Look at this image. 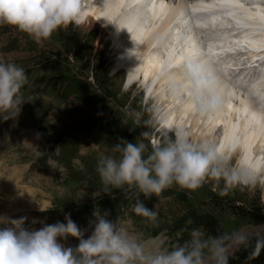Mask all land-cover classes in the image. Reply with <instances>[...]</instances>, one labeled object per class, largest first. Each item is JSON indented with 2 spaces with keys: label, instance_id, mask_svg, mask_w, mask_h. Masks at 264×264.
<instances>
[{
  "label": "rangeland",
  "instance_id": "374dc122",
  "mask_svg": "<svg viewBox=\"0 0 264 264\" xmlns=\"http://www.w3.org/2000/svg\"><path fill=\"white\" fill-rule=\"evenodd\" d=\"M165 1L177 4L176 0ZM97 37V30L87 26H69L67 31H57L38 45L7 26H0V62L14 61L27 74V84L21 90L26 101L19 117L0 120V216L9 220L13 214L19 219L27 217L24 227L30 231L45 224L67 223L66 216H70L79 229L83 226L87 230L89 224L95 225L94 212L98 210L137 242L159 239V244L152 247L155 252L183 244L195 229L206 236L242 235L247 243L264 239L260 171L252 178H257V184H239L226 196L218 195L219 188L213 191L209 182L194 192L173 186L158 198L144 200L145 206L157 213L155 224L145 222L132 211L134 198L128 199L120 191L114 192L115 198L102 193L95 171L101 153L111 154L112 147L121 140L135 143L140 138L151 144L162 142L163 136L156 133L140 137L141 133L152 131L145 124L147 120L161 121L159 103L148 96L141 82L128 84L126 71L114 73L120 54L112 42L96 48ZM77 81L87 85L81 91L73 90L71 86ZM84 96H96L100 102L80 100ZM165 96L170 97L168 88ZM109 126L113 130L107 135L104 131ZM99 131L101 136H95ZM29 132L33 136L28 140ZM230 154L226 159L232 157ZM229 168L239 169L236 159ZM13 173L19 174L15 181L9 178ZM17 185L23 193L19 199L33 198L37 206L45 205L42 207L48 210L42 212L27 201L23 202L26 208L18 211L9 207L13 203L6 202L4 195ZM207 218L216 221V232L204 226ZM86 235L83 238L91 233ZM71 239L73 248L78 246L79 240L73 236ZM226 243L231 264L243 244H237L234 238Z\"/></svg>",
  "mask_w": 264,
  "mask_h": 264
},
{
  "label": "clouds",
  "instance_id": "9594fccd",
  "mask_svg": "<svg viewBox=\"0 0 264 264\" xmlns=\"http://www.w3.org/2000/svg\"><path fill=\"white\" fill-rule=\"evenodd\" d=\"M83 19L82 0H0V26H7L38 45L57 31L81 25ZM131 39L136 45L132 35ZM134 50H129L130 56L135 55ZM179 71L181 79L167 82L172 97L186 94L188 103L201 116H211L223 107L220 85L202 62L186 60ZM26 84L24 68L14 61L0 62V120L19 117L26 101L21 90ZM145 124L152 131L143 132L140 137L161 133L162 142L121 140L112 147L111 154L101 153L95 166L102 193L115 198L114 192L120 191L126 198H134L132 211L145 222L155 224L157 213L147 208L144 200L158 198L173 186L194 192L211 182L213 191L219 188L218 195L226 196L251 179L246 168H229L215 143H194L183 127L172 128L159 120L149 119ZM93 196H97L96 192ZM39 210L48 209L40 205ZM94 215L95 227L87 239L70 216H66L67 223L45 224L31 231L24 227V218L9 220L0 216V224L6 225L0 227V264H228V240L234 238L237 244L247 246L242 235L206 236L195 229L183 244L146 255L142 246L110 221L107 214L97 210ZM68 236L76 237L78 246L65 247L60 242ZM262 249L264 239H257L249 259L257 257Z\"/></svg>",
  "mask_w": 264,
  "mask_h": 264
},
{
  "label": "bare ground",
  "instance_id": "6f19581e",
  "mask_svg": "<svg viewBox=\"0 0 264 264\" xmlns=\"http://www.w3.org/2000/svg\"><path fill=\"white\" fill-rule=\"evenodd\" d=\"M176 3L82 0L81 26L97 30L96 48L109 42L114 44L120 54L114 73L124 70L128 84L138 81L145 86L148 96L159 103L161 122L172 128L183 127L194 143L204 140L215 143L228 167L236 159L238 168L247 169L251 177L248 184L258 183L257 178H252L260 171L264 187V0H176ZM134 48L135 55L130 56L129 50ZM229 56L232 58L228 59ZM189 59L208 67L220 85L224 104L211 116L194 111L186 94L175 98L170 94L166 99L168 80L181 79L179 68ZM32 136L29 132L27 139ZM230 153L232 157L226 159ZM9 178L15 181L19 174L13 173ZM20 190L17 185L5 193V201L13 203L9 207L18 211L26 208L25 201L40 207L33 198L19 199L23 195ZM23 192L27 193V189ZM11 219L19 218L13 214ZM156 241L159 239L138 243L147 255L155 252L152 249L159 244ZM73 242L71 236L69 242L64 240L66 247L73 248Z\"/></svg>",
  "mask_w": 264,
  "mask_h": 264
},
{
  "label": "trees",
  "instance_id": "16d2710c",
  "mask_svg": "<svg viewBox=\"0 0 264 264\" xmlns=\"http://www.w3.org/2000/svg\"><path fill=\"white\" fill-rule=\"evenodd\" d=\"M86 85L87 84L83 81H77L75 84L71 86V88H73V90L81 91ZM80 100L86 102L93 101L92 103L100 102L97 101L96 96L93 97L84 96V97H80ZM106 128L107 130L104 132H106L107 135L111 134L113 130V126H109V128L108 127ZM101 133L102 131L101 132L99 131V133H96V135L94 133H90V134L100 137ZM203 224L204 226H206V228L210 229L213 232H216L217 224L213 218H207L206 220L203 221ZM217 231L219 232L218 229ZM218 235L220 234L218 233ZM254 245L255 242H249L247 243V246L242 245L238 250L237 257L231 261V264H264V249L261 250L260 254L257 257H255L254 259H249V255L253 251Z\"/></svg>",
  "mask_w": 264,
  "mask_h": 264
},
{
  "label": "snow or ice",
  "instance_id": "6c2138e0",
  "mask_svg": "<svg viewBox=\"0 0 264 264\" xmlns=\"http://www.w3.org/2000/svg\"><path fill=\"white\" fill-rule=\"evenodd\" d=\"M130 31V30H129Z\"/></svg>",
  "mask_w": 264,
  "mask_h": 264
}]
</instances>
